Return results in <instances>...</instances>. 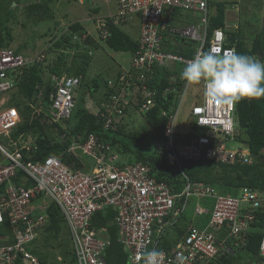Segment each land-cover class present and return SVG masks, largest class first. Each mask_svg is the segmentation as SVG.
I'll use <instances>...</instances> for the list:
<instances>
[{
	"label": "built area",
	"instance_id": "built-area-1",
	"mask_svg": "<svg viewBox=\"0 0 264 264\" xmlns=\"http://www.w3.org/2000/svg\"><path fill=\"white\" fill-rule=\"evenodd\" d=\"M102 1L106 4L113 1L116 12L96 19V36L101 40L110 37L111 27L131 24L135 14L140 18L137 50L132 53L131 63L108 81L107 87L112 90L110 100L101 104L104 111H97L103 118V130H116L124 124L125 114L143 119L142 115L151 111L160 97L168 108L159 110L164 121V141L155 142L153 149L157 155L169 151L178 164L205 158L226 165H251L253 159L248 147L231 145L235 102L208 100L203 83H200L199 99L190 109L189 123L194 125L185 131L189 136L187 143L178 144L174 137L177 114L190 87L180 78L182 69L202 52L233 48L227 47L222 29H215L207 38L209 0ZM186 12L200 14L198 25L173 26L174 14ZM167 36L172 39H165ZM86 37V34H74L72 43L77 41L81 45ZM182 40L197 43L192 57L177 50ZM45 58L46 54L41 53L34 60L25 59L10 47L0 49V186L5 185L0 194V225L7 224L12 234L11 242L8 235H0V264H55L41 261L29 248L47 226L46 211L50 205L58 208L67 226L73 264H107L110 239L103 229L92 227L93 216L107 208L115 213L113 225L117 243L127 254L126 264H142V253L152 249L162 252L161 264H214L221 257L235 256L243 247L245 236L254 229L262 231L254 264H264V218L258 217L264 213V198L257 191L243 187L236 195L221 194L211 185L192 182L183 175L182 189L175 192L157 181L150 167L143 163L117 165L118 155L97 135L70 136L69 124L63 120L74 109L79 80L65 73H48L49 107L46 101L33 103L23 96L18 104L7 102L3 96L16 90L20 70L37 63L45 65ZM155 68L171 72L168 86L160 96L147 85ZM43 89L38 91L36 100H42ZM25 107L32 109L31 118L42 113L47 124H59L66 132L60 134L59 140L68 134L70 141L65 154L77 159L81 168L74 161L66 164L55 156L23 162V152H34L37 147L36 137L23 134L12 137L24 121ZM79 155L93 160L89 171ZM18 172L21 182L17 185L13 180ZM38 198L44 202L39 208L41 213L34 215L33 203ZM189 206H193V216L200 225L193 223L194 217L184 220Z\"/></svg>",
	"mask_w": 264,
	"mask_h": 264
},
{
	"label": "trees",
	"instance_id": "trees-1",
	"mask_svg": "<svg viewBox=\"0 0 264 264\" xmlns=\"http://www.w3.org/2000/svg\"><path fill=\"white\" fill-rule=\"evenodd\" d=\"M6 0H0V49L10 47L13 36L8 27V23L14 18V12L10 6L4 4ZM59 0H43L31 4L28 8L30 14H39L41 18L51 20L54 15L52 5ZM6 3V2H5ZM53 3V4H52ZM214 3H209L213 6ZM216 4V12L214 16L210 17L207 38L209 39L214 29H224V5L220 2ZM58 23V22H57ZM81 25L73 23L69 25L70 32L62 33L57 31L50 35L47 53L53 54L52 61L49 62V57L45 58V65L37 63L28 68L21 69L18 74L16 90L11 93V101L14 104L22 96L33 103H41L46 101L49 107L48 100L49 82H47L48 73L53 75H61L63 73L68 76L76 77L80 80V86L88 85L89 94L95 93L98 90V84L95 80H91V85L85 82L87 70L91 62V53L85 51L82 53L70 54L68 51L72 50V34L79 35ZM50 32V29H48ZM110 37L104 42L105 45L114 52L131 54L137 50V41L133 40L119 27L110 28ZM47 36V34H45ZM227 47H233L237 53L247 54L257 57L258 60L264 62V22L260 30L253 37L249 47L245 45L237 33L226 32ZM187 45V44H186ZM93 48L92 45H89ZM89 47V48H90ZM68 48V51L64 50ZM20 50H16L19 52ZM44 54L46 52H43ZM46 53V54H47ZM192 52L185 53V56L190 57ZM49 62V64H48ZM48 64V65H47ZM121 69L119 70V72ZM119 72L117 74H119ZM116 74V75H117ZM116 75L109 78L106 83L105 91L100 95L95 112L86 107L74 105L71 116L67 120H63L65 124L69 125L70 136L72 135H88L90 133L97 135L101 142L109 143L116 154L124 155L128 158L129 164L143 163L150 167L155 179L170 186L175 192H180L183 186V175L192 182H199L211 185L221 194L236 195L238 190L243 187L251 188L257 191L264 198V97L258 99H241L235 102V133L232 146L243 144L247 146L252 156L253 162L251 165L241 166L226 165L216 163L214 161L202 158L198 161H180L179 164L169 151H164L162 155H157L154 149L143 150V143L147 138L148 133L153 131V141H164L163 127L164 121L159 117L160 108L167 109L165 101L158 97V100L147 114L143 116L144 128L139 132H130L126 129L125 124H121L114 131L103 130V118L99 116L97 111H104L101 107L102 103H108L112 90L107 87L109 80L116 78ZM171 77V72L164 68H155L152 79L147 82L151 90H155L160 96L162 90L168 86V80ZM45 87L44 89L42 87ZM43 89V98L41 101L36 100L38 91ZM83 95V94H82ZM135 96L134 94H132ZM76 99H74L75 102ZM79 102H83V96ZM132 104V102L130 101ZM18 104V102H17ZM137 109V107H136ZM24 121L14 130L13 138L23 134L26 136L36 137V150L31 153L23 152V162L41 161L48 156H56L66 164H72L74 161L77 168H81L78 160L72 156L65 154L69 147L68 134L65 139H60V134L66 133L62 130L59 124H47L43 120V114H35L30 117L32 109L24 108ZM129 116L125 114V118ZM125 120V119H124ZM183 128L176 125L175 140L178 144L187 143L188 134L185 131L189 130L193 123H182ZM59 134V136H57ZM237 146V145H235ZM154 148V147H153ZM119 159V157H118ZM117 165H121L117 161ZM21 181V172H18L17 177L13 180L15 184ZM48 221L46 226V234H50L55 239L59 234H63L62 230L65 228V223L60 211L54 205L50 207L47 212ZM114 211L110 208L102 212H98L93 216L92 227L96 230L103 229L105 235L110 239L111 245L107 249L106 262L107 264H126V253L124 248L117 243V230L113 225ZM260 219L264 218V213L258 216ZM181 228H177L180 232ZM10 228L7 224H3L0 228V235L10 234ZM262 231L254 229L250 231L244 238V245L238 250L235 256L227 255L221 257L214 264H242L246 260H254L258 256V247L261 241ZM38 255V254H37ZM40 256V255H39ZM47 259L48 256L44 255Z\"/></svg>",
	"mask_w": 264,
	"mask_h": 264
},
{
	"label": "rangeland",
	"instance_id": "rangeland-1",
	"mask_svg": "<svg viewBox=\"0 0 264 264\" xmlns=\"http://www.w3.org/2000/svg\"><path fill=\"white\" fill-rule=\"evenodd\" d=\"M43 0H6L3 2L10 6L12 12H14V18H12L11 22L8 23V27L10 28V32L13 36L11 48L13 50H20L19 53L25 59H35L39 54L47 51V46L49 45L50 35L55 32V26L57 27L60 23V27L63 25H69L74 22H79L85 28L89 29L93 32L92 26L89 25L90 20L88 18H83L88 14V11L94 6H99V16L108 14L109 12H114L115 5L114 2L111 1L109 6L102 5V0H94L96 1L94 4L86 2L83 0V4L80 5L73 0H59L58 2L52 5V11H54L53 18L51 20L41 18L39 14H30L28 12V8L31 7V4H37L36 2H42ZM213 7H216L215 1L213 0ZM225 4H228L226 8L230 11V19H236L233 25H237L238 38L241 39L245 43L247 47L250 46L253 37L260 30L263 25V17H264V2L263 0H220ZM52 3V4H53ZM254 3V4H253ZM251 4L250 7H248ZM216 12V11H215ZM225 13V6H224ZM214 14V13H213ZM225 22L233 23L227 19L225 15ZM58 22V23H57ZM185 25H197V18L192 20V24L187 23L184 20H180ZM140 24L139 15L135 14L133 17V22L130 24H125L120 26V29L126 33L132 39L138 38V27ZM181 27V26H180ZM233 26H230L228 29L229 32L232 30ZM50 29V32H48ZM47 34V36H45ZM191 46L194 43L190 42ZM47 53V52H46ZM45 53V54H46ZM92 55L91 62L87 70V75L85 77V82L91 85V80H95L98 84V90L95 93L89 94V87L87 85H79L77 90V96L75 100V105L86 107L87 109H91L92 112H95L94 107L100 97V95L105 91L106 86L105 83L109 78H112L120 67H128L131 63L132 54L130 52L117 53L113 50L109 49L104 42H98V44H94L93 48L90 50ZM50 52L46 54V58L49 57ZM53 54L50 55L49 61L53 59ZM55 57V56H54ZM200 84H190L188 93L185 95L183 99L179 112L177 114L179 120V127L183 128L182 121H186L189 119V111L191 106L194 103V99L198 100V92ZM83 94V95H82ZM83 96V102H79L80 98ZM3 98L10 102L11 94L7 93ZM124 124L126 125V129L130 132H140L142 128L145 129L142 118L138 115H130L127 116L124 120ZM153 131L148 133L147 138L143 143V150L148 151L150 148L154 147V139H153ZM150 149V150H152ZM119 159L118 162L121 165L129 164L128 158L124 155L117 154ZM80 162L85 165L86 171H89L94 162L91 158L86 157L85 155H80ZM192 206H189L184 216L188 217L190 220L192 217L198 219L196 216H193ZM186 218H184L185 220ZM193 220L195 225H200L198 220ZM205 223V222H204ZM66 227L63 228L62 232H66ZM47 241V239H46ZM45 241V242H46ZM66 245V242H64ZM243 263V260H242Z\"/></svg>",
	"mask_w": 264,
	"mask_h": 264
},
{
	"label": "clouds",
	"instance_id": "clouds-1",
	"mask_svg": "<svg viewBox=\"0 0 264 264\" xmlns=\"http://www.w3.org/2000/svg\"><path fill=\"white\" fill-rule=\"evenodd\" d=\"M73 1L79 3L77 0H73ZM79 4L82 5L83 0H81V3ZM208 11H209V5H208ZM209 17L211 16L209 15ZM99 18H102V17H99ZM96 19L98 18H95L93 20L91 18L89 19L90 20L89 25L92 26L93 32L85 28L83 25L79 23V25H81L80 30H79V35L77 33H75V35L82 36L86 34L87 37L85 40L82 41L81 45L77 41H73L72 43L73 51H71L73 52L72 54L82 53L85 51L90 52L92 47H90L89 45L94 46L95 43L98 44V42L99 43L105 42L107 40V39L101 40L96 36V30L94 26ZM74 23H78V22H74ZM69 25H66V26L63 25L62 27H60V23H59L57 26V31H59L61 35L64 32L68 34L70 32ZM224 29L222 30L226 38V31ZM73 35L74 34H72V36ZM170 39L172 38L170 37ZM190 42L194 43V45L193 46L189 45ZM196 45L197 43L194 41L182 40V41H179L176 48L183 55L185 53L192 52L190 56L192 57L193 49L196 47ZM49 46L50 44L47 47ZM180 78L188 84L203 83L204 84V95L208 100L212 102L219 101L221 103H233L241 99H245V98L258 99V98L264 97V62L258 60L257 57L255 56L237 53L235 48L226 49L222 52L219 48H214L207 52H202L196 55L182 69L180 73ZM79 85H80V80H79ZM79 85L77 87V90L79 88ZM194 101L196 100L194 99ZM128 115L130 116L133 114L129 113ZM189 119H190V113H189ZM189 119H187L186 121L181 120V122L187 123L190 121ZM177 123H179V120ZM4 190H5V185L0 186V194H2ZM36 200L42 201L40 198ZM51 206L52 205H50V207ZM50 207L47 209L46 214L48 210L50 209ZM40 213L41 211L38 210L37 213L36 211H34L33 214L38 215ZM47 223H49V221H47ZM2 226L3 225H0V228ZM65 227L67 231L64 232L63 234H59V236L56 237L55 239L53 238L52 235L46 234V229H45L46 227H45L43 231L39 234L38 238H36L31 244H29L30 251L34 255H36L41 261H44V262H50V263H55V264H67V263L73 264L72 263L73 258L71 257V246L69 244V237H68L69 234H68V229H67L66 224H65ZM2 235H8L10 239L9 242L12 241L11 233L2 234ZM64 242H66V245L64 244ZM44 255L45 256L47 255L48 258L45 259ZM162 255H163L162 252L155 250V249L145 251L142 253V264H161ZM58 258H60L61 260L59 261ZM254 260H253V264H254Z\"/></svg>",
	"mask_w": 264,
	"mask_h": 264
},
{
	"label": "crops",
	"instance_id": "crops-1",
	"mask_svg": "<svg viewBox=\"0 0 264 264\" xmlns=\"http://www.w3.org/2000/svg\"><path fill=\"white\" fill-rule=\"evenodd\" d=\"M86 2H89V3H91V4H94L96 1H94V0H86ZM218 2H220V3H222L224 6H225V13H224V16L226 15L227 16V19L229 20V21H232L233 23H230L229 24V22L227 23V22H225V17H224V30L226 31V32H229L228 31V29H230L229 27L230 26H233L232 28V30H234V31H231L232 33H234L235 31L237 32L238 31V27H237V25H233L235 22H237V21H235L236 19H234V20H231L230 19V17H231V15H230V11L226 8V6H228V4H225L223 1H215V3H218ZM209 3H214V1L213 0H210V2ZM102 5H105V6H109L110 5V3H108V4H106V3H104L103 1H102V3H101ZM254 4V3H253ZM115 5V4H114ZM251 6V4L248 6V7H250ZM99 6H97V5H94L91 9H90V11H88V14L83 18V20L84 19H86V18H88V19H95V18H99V17H106V16H109V15H112V14H115V12H116V7H115V10H114V12L112 13V12H109L108 14H104V15H101V16H99V8H98ZM215 11H216V9L211 5H209V15L210 16H214L215 15ZM214 13V14H213ZM199 17H200V14L199 13H197V12H186L185 14H179V13H175L174 14V16H173V26H175V27H177V28H181V27H185V26H187V25H185V24H183L182 22H180V20H184V21H186L187 23H189L190 22V24H192L193 22H192V20H194V18H197V20H198V22H199ZM264 18V17H263ZM77 22V21H76ZM198 22H197V25H198ZM79 23V22H78ZM181 26V27H180ZM174 27V28H175ZM165 39H167V40H170V37L169 36H167V37H165ZM124 68H127V67H124ZM120 69H122V67H120ZM119 69V70H120ZM119 70L117 71V73L119 72ZM116 73V74H117ZM115 74V75H116ZM114 75V76H115ZM44 201H40V200H36L34 203H33V208H35L36 209V213H37V211L39 210V208H40V206H41V204L43 203ZM201 205H203V204H206L207 202H199ZM193 204H196L195 202H193ZM193 207V206H192ZM186 217V216H185ZM193 218V217H192ZM186 219H189L188 217H186ZM198 220V219H197ZM199 221V220H198ZM198 221H197V223H198ZM244 261V260H243ZM242 263V262H241ZM242 264H253V260H246L245 261V263L243 262Z\"/></svg>",
	"mask_w": 264,
	"mask_h": 264
},
{
	"label": "flooded vegetation",
	"instance_id": "flooded-vegetation-1",
	"mask_svg": "<svg viewBox=\"0 0 264 264\" xmlns=\"http://www.w3.org/2000/svg\"><path fill=\"white\" fill-rule=\"evenodd\" d=\"M263 2H264V0H263ZM264 19V18H263ZM263 22H264V20H263Z\"/></svg>",
	"mask_w": 264,
	"mask_h": 264
}]
</instances>
